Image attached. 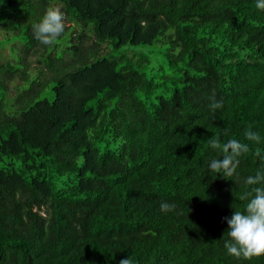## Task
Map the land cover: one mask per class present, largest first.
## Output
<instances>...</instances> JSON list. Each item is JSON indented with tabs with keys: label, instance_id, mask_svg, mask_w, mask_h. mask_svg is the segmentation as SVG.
<instances>
[{
	"label": "trees",
	"instance_id": "trees-1",
	"mask_svg": "<svg viewBox=\"0 0 264 264\" xmlns=\"http://www.w3.org/2000/svg\"><path fill=\"white\" fill-rule=\"evenodd\" d=\"M48 8L53 48L33 32ZM6 45L0 264H264L227 252L224 219L264 186L246 183L264 171L256 0H0ZM230 139L249 148L226 179L208 166Z\"/></svg>",
	"mask_w": 264,
	"mask_h": 264
},
{
	"label": "clouds",
	"instance_id": "clouds-1",
	"mask_svg": "<svg viewBox=\"0 0 264 264\" xmlns=\"http://www.w3.org/2000/svg\"><path fill=\"white\" fill-rule=\"evenodd\" d=\"M256 7L264 10V0H256ZM65 17L53 8H48L43 17L33 27L35 38L45 47L53 48L65 32ZM213 108L221 107L217 102ZM246 137L249 140L259 141V134L247 131ZM213 147L217 146V140L210 141ZM248 144L237 139H230L223 145V158L212 159L209 169L224 178L232 177L237 173L240 163L239 157L248 151ZM248 185L264 184V171H257L246 179ZM255 195L251 197L246 205L245 211H234L230 217H225L228 228L226 230L229 239L225 241V248L231 255L237 257L259 256L264 254V186L253 189ZM160 209L163 212L175 209V204L162 202ZM120 264H133L130 257L120 261Z\"/></svg>",
	"mask_w": 264,
	"mask_h": 264
},
{
	"label": "rangeland",
	"instance_id": "rangeland-1",
	"mask_svg": "<svg viewBox=\"0 0 264 264\" xmlns=\"http://www.w3.org/2000/svg\"><path fill=\"white\" fill-rule=\"evenodd\" d=\"M6 34H7V32L3 30L2 35H1V40H4V38L6 39ZM10 47L11 46L6 45L4 47V49H2L1 54H0V61L1 62L6 61L7 59H11L12 54H11Z\"/></svg>",
	"mask_w": 264,
	"mask_h": 264
}]
</instances>
